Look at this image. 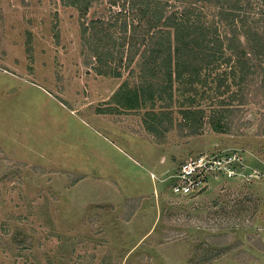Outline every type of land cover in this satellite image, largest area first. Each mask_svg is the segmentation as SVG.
Instances as JSON below:
<instances>
[{"label":"rangeland","instance_id":"1","mask_svg":"<svg viewBox=\"0 0 264 264\" xmlns=\"http://www.w3.org/2000/svg\"><path fill=\"white\" fill-rule=\"evenodd\" d=\"M104 7L82 21L62 0H0V264H264L260 106L238 134L156 140L150 106L116 107L135 79L84 65L81 23ZM201 155L224 167L174 197Z\"/></svg>","mask_w":264,"mask_h":264},{"label":"trees","instance_id":"2","mask_svg":"<svg viewBox=\"0 0 264 264\" xmlns=\"http://www.w3.org/2000/svg\"><path fill=\"white\" fill-rule=\"evenodd\" d=\"M62 1L82 21L106 5L100 17L81 23L84 65L98 75L127 72L135 79L115 94L116 107L150 106L143 124L156 140L174 129L196 136L205 126L217 134L241 133L250 105L260 106L264 135V0Z\"/></svg>","mask_w":264,"mask_h":264},{"label":"built area","instance_id":"3","mask_svg":"<svg viewBox=\"0 0 264 264\" xmlns=\"http://www.w3.org/2000/svg\"><path fill=\"white\" fill-rule=\"evenodd\" d=\"M221 166L224 167L222 162L211 160L206 155H201L196 160L181 165V172L177 178L179 182L177 181L178 183L174 184L173 187L174 197L184 198L189 196L192 198L193 195L207 190V188H204L207 178L212 171L222 169ZM225 168L231 171V163Z\"/></svg>","mask_w":264,"mask_h":264}]
</instances>
